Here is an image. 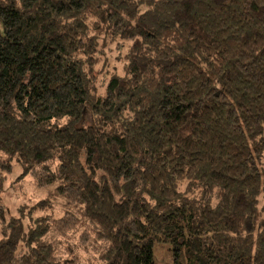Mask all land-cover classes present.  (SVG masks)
Masks as SVG:
<instances>
[{
  "label": "trees",
  "instance_id": "16d2710c",
  "mask_svg": "<svg viewBox=\"0 0 264 264\" xmlns=\"http://www.w3.org/2000/svg\"><path fill=\"white\" fill-rule=\"evenodd\" d=\"M15 166L0 264H264V0H0Z\"/></svg>",
  "mask_w": 264,
  "mask_h": 264
},
{
  "label": "rangeland",
  "instance_id": "374dc122",
  "mask_svg": "<svg viewBox=\"0 0 264 264\" xmlns=\"http://www.w3.org/2000/svg\"><path fill=\"white\" fill-rule=\"evenodd\" d=\"M116 53H112L109 58L113 64H120L118 62ZM20 174L19 166H15L12 172L0 175V202L4 203L11 211L15 209L16 206L24 202L26 198L38 199L43 198L45 194L42 191H38L31 185L25 184V190H22L18 184H15L17 177ZM21 190L22 192H18ZM153 256L155 264H172L171 251L167 245H156L153 249Z\"/></svg>",
  "mask_w": 264,
  "mask_h": 264
}]
</instances>
